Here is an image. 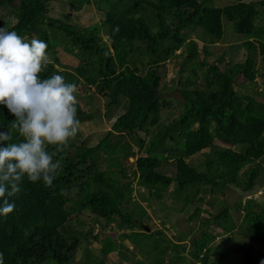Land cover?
I'll return each instance as SVG.
<instances>
[{
  "label": "trees",
  "instance_id": "16d2710c",
  "mask_svg": "<svg viewBox=\"0 0 264 264\" xmlns=\"http://www.w3.org/2000/svg\"><path fill=\"white\" fill-rule=\"evenodd\" d=\"M93 4L103 21L81 26L68 22L72 15L64 3L55 12L56 0H0V8L8 9L15 22L6 30H15L28 41L47 42L53 61L48 62L43 77L66 69L67 77H77L82 95L92 91L107 99L103 116L121 99L128 103L127 111L95 146L86 141L77 144L73 139L57 153L55 158L62 167L54 187L24 181L12 201L14 212L0 219V253L4 264H110L106 261L109 255L114 264H130L132 258L122 251L112 254L119 244L102 231L111 227L122 231L129 245L139 247L146 264H184L179 254L186 250L185 245L143 227L146 213L141 209L125 208L132 200L130 177L151 185L148 199L162 203L164 196L173 194L182 205L180 213L202 203L200 194L205 189L218 188L222 195L234 186L247 194L264 184V102L247 93L257 76L264 93V41H241V59L226 62L224 70L216 59H207L206 53L203 60L196 61L201 45L222 42L223 23L238 37L246 32L264 34L260 25L264 0H234L224 7H214L209 0H93ZM58 45L77 64L63 65L56 57ZM176 56L182 59L180 78L188 69L191 76L198 69L204 73L202 86L192 76L194 81L178 80L170 89L181 98L177 112L170 108L172 100L159 92L164 63ZM258 60L260 69H256ZM96 114H88L78 104V118L91 119L95 129L103 123ZM13 119L0 106V125L9 126ZM138 133L150 134L148 141ZM118 135L134 141L138 153L132 152L129 143L117 148L113 140ZM100 152L113 164L102 171L96 168ZM119 152L125 158L136 157L132 172H126L118 161ZM199 154L204 159L194 163L192 158ZM168 162L174 173L163 169ZM242 199L233 206L222 201L212 206L214 213L209 218L200 219V230L206 229L187 243L190 264H221L227 256L225 245L237 243V236L251 245H264V201L243 203ZM233 209L242 210L239 225L231 215ZM85 212L91 225L84 219ZM200 215L201 209L195 208L186 221ZM212 225L214 234L207 231ZM217 237H221L220 249L210 257L216 247L211 243ZM84 238L99 244L98 249H83ZM168 251L173 257L165 261ZM243 264H264V254L249 248Z\"/></svg>",
  "mask_w": 264,
  "mask_h": 264
},
{
  "label": "rangeland",
  "instance_id": "374dc122",
  "mask_svg": "<svg viewBox=\"0 0 264 264\" xmlns=\"http://www.w3.org/2000/svg\"><path fill=\"white\" fill-rule=\"evenodd\" d=\"M63 1V2H61ZM67 0H56L58 5H54L55 12L57 13V9L61 7L64 3V9L71 12V18L68 19L69 23H74L76 25H83V26H92L95 24H99L103 21L102 15L96 11V5L93 4V0H89L90 4H87L88 0H72L69 5ZM70 1V0H69ZM225 1V2H224ZM230 3H233L234 0H229ZM229 1L226 0H209V3L212 4L214 7H222L228 4ZM246 2H252L253 0H245ZM260 1V0H258ZM8 9L0 8V28H10L15 22L12 14H9ZM61 11V10H60ZM260 23V22H259ZM264 26V20H262L261 24ZM58 26V25H57ZM224 27V36L222 38V42L220 44H213V45H201L199 47V51L197 53L198 57L196 61H201L207 56V59H216L218 65L222 70L225 69L226 62H231L232 60L238 61L242 57V46L241 41L252 40V39H260L264 41V34H260L258 32H246L244 36H236L234 35L233 31L230 29V26L226 23H223ZM106 40V36L103 37ZM191 39H195V35L191 36ZM181 51V50H180ZM179 51V52H180ZM177 52V54L179 53ZM204 53L206 55L204 56ZM176 54V55H177ZM184 56V55H183ZM56 57L60 60V62L65 66H73L77 64L74 57L69 55L67 49L63 46L58 45L56 49ZM182 59H179L178 56L168 59L164 63V71L162 70V76L164 80L162 81V85L159 87V92L161 93L162 97L167 100H172L173 103L170 104V108L173 111L177 112L180 108L176 106L181 101L179 93L176 90H170L172 87L176 86L178 80H181L182 83L185 82H192L196 81L198 86L204 85V73L201 70H196V76L190 75V71L185 70L180 78L179 70ZM53 61V56L49 55V62ZM188 66L186 64L184 67ZM183 67V68H184ZM189 67V66H188ZM190 68V67H189ZM256 69H260V62L258 60ZM142 70V69H141ZM71 71V70H70ZM143 71V70H142ZM61 74L64 75L68 82L75 83L77 86V100L78 104L82 106L83 110L90 114L92 111L93 113H97L96 115H100L102 120L101 127L95 129V125L92 123L91 119L89 120H82L79 119L80 130L78 135L74 138V141L79 144L81 141H86L87 144L91 146H95L100 140H102L107 132L110 131L114 120L118 117L122 116L128 109V103L121 99L115 106L108 109L109 115L103 116L105 111L104 109V101L106 102V98L98 96L92 91L84 92L85 94L82 95L81 88H78V79L76 76L71 78L66 76V69L61 70ZM190 76V77H188ZM261 77L257 76V79L254 84L247 89V93L254 99L259 102H264V93L260 88ZM81 85V84H79ZM82 86V85H81ZM242 92V89L240 90ZM79 97V99H78ZM103 98V99H102ZM165 115H162L164 119ZM94 125V127H93ZM139 136L148 141L149 135L145 136L144 133H138ZM131 142V143H130ZM114 145L118 148L119 145H124L125 143H129L132 148L133 153H138V146L134 141H130L126 136L118 135L115 136L113 140ZM208 153V151L204 152ZM124 154L121 152L116 153V157L118 161L121 162L123 168L126 172L130 173L134 170V162L136 157L125 158ZM144 155V152L142 153ZM99 158L96 162V168L100 171L104 170L105 168L108 169L109 165H113L110 162L108 163L107 157L104 153H99ZM203 155H195L192 160L194 163H200L203 160ZM262 168H264V162H261ZM173 164L172 162H168V164L163 165V169L168 171L169 173L173 172ZM115 170V168H113ZM126 181V180H125ZM123 181V182H125ZM131 187L133 189L132 192V200L131 204H126V209H131L132 207H137L139 210L141 209L146 213L144 216L141 224L143 227L148 228L152 232H162V235L168 237L174 244H183L186 247V250L179 254V257L184 264H190V258L188 256V252L190 251L188 248V242L192 240L193 237L199 235L202 229H206L203 227L200 230L201 220L200 219H207L213 213L214 210L212 206L219 205L222 201L228 203L230 206L236 205L240 199H242L243 203L248 199H254L255 201H264V184L261 187H255L251 192L245 194L242 192V188L230 186L226 188L222 195L218 188H212L210 190L205 189L207 192L205 194L201 193L200 196L203 197V202L194 204L185 208L183 212H179V208L182 207L181 203L175 199L173 194L164 196L165 198L162 200L163 202L160 203L158 200L154 198L148 199L149 192L152 190L151 185L143 183L139 180L132 179L130 177ZM171 191V189H169ZM244 196V197H241ZM198 208L201 209L200 218L194 219L193 221H186L189 216L194 212V209ZM88 220V225L90 223V215L85 212L84 214ZM231 215L233 219L236 221V224L239 225L240 221L242 220V210L241 209H233L231 210ZM114 227V226H113ZM97 229L94 233H97ZM103 234L111 238L117 244L123 246L119 247L117 245L112 252V254L116 255L117 250L122 251L123 253L129 255L132 259L130 264H134L136 261H139L142 264H146L144 258H142L141 253L139 252V247L129 245L126 240L123 239L122 231L117 229H111V227H106L102 229ZM208 232L212 234L215 233L216 227L214 225L211 226L210 229H207ZM181 237V238H177ZM237 243H231L230 245H225L227 247V256L222 260L221 264H243V255L245 251H248L249 248L253 249L254 252L258 254H264V245H251L248 241H246L242 236L235 237ZM221 237H217L215 241L211 243V246H216L214 251L211 253L210 257H213L217 254L218 250L220 249L218 244ZM88 247L91 250H97L99 244L95 243L91 238H84L82 248ZM230 252V254H229ZM173 257V252L168 251L165 256V261H169ZM106 261L110 264H114V261L111 258V255L106 257ZM133 262V263H132ZM176 264H179L176 262Z\"/></svg>",
  "mask_w": 264,
  "mask_h": 264
},
{
  "label": "clouds",
  "instance_id": "9594fccd",
  "mask_svg": "<svg viewBox=\"0 0 264 264\" xmlns=\"http://www.w3.org/2000/svg\"><path fill=\"white\" fill-rule=\"evenodd\" d=\"M47 49L45 40L0 28V106L14 117L0 125V219L14 212L25 180L54 187L62 167L55 157L80 130L76 84L62 74L41 75Z\"/></svg>",
  "mask_w": 264,
  "mask_h": 264
},
{
  "label": "bare ground",
  "instance_id": "6f19581e",
  "mask_svg": "<svg viewBox=\"0 0 264 264\" xmlns=\"http://www.w3.org/2000/svg\"><path fill=\"white\" fill-rule=\"evenodd\" d=\"M191 54V53H190ZM90 61V60H89ZM192 66V65H191ZM131 143V142H130ZM100 145V144H99ZM102 150V149H101Z\"/></svg>",
  "mask_w": 264,
  "mask_h": 264
}]
</instances>
